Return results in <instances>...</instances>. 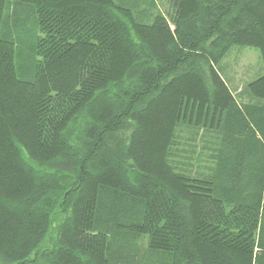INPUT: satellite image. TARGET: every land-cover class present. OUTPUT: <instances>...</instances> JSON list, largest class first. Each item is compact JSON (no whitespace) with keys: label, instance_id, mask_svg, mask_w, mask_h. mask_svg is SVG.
<instances>
[{"label":"trees","instance_id":"obj_1","mask_svg":"<svg viewBox=\"0 0 264 264\" xmlns=\"http://www.w3.org/2000/svg\"><path fill=\"white\" fill-rule=\"evenodd\" d=\"M166 3L0 0V264H264V0Z\"/></svg>","mask_w":264,"mask_h":264},{"label":"rangeland","instance_id":"obj_2","mask_svg":"<svg viewBox=\"0 0 264 264\" xmlns=\"http://www.w3.org/2000/svg\"><path fill=\"white\" fill-rule=\"evenodd\" d=\"M156 1L157 4L155 6L157 8L152 7L154 11H162L163 8L166 12L168 9L166 0ZM142 9L143 7L140 10ZM224 68L229 85L239 97H241L239 95L240 91L247 83L264 74V65L260 51L258 48L252 46L234 47L229 56L224 60ZM243 98L246 99V97Z\"/></svg>","mask_w":264,"mask_h":264}]
</instances>
